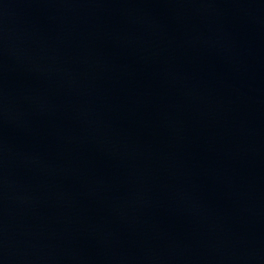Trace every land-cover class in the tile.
Here are the masks:
<instances>
[{"label":"water","instance_id":"1","mask_svg":"<svg viewBox=\"0 0 264 264\" xmlns=\"http://www.w3.org/2000/svg\"><path fill=\"white\" fill-rule=\"evenodd\" d=\"M0 264H264V0H0Z\"/></svg>","mask_w":264,"mask_h":264}]
</instances>
